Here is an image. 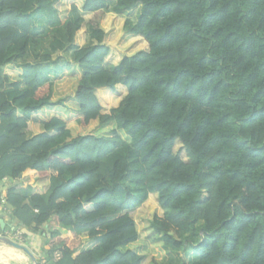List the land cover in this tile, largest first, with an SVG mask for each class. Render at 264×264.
I'll return each instance as SVG.
<instances>
[{
	"label": "trees",
	"instance_id": "obj_1",
	"mask_svg": "<svg viewBox=\"0 0 264 264\" xmlns=\"http://www.w3.org/2000/svg\"><path fill=\"white\" fill-rule=\"evenodd\" d=\"M46 4L62 36L32 56L42 2L0 0V183L23 180L4 191L5 223L24 238L46 226V263L154 264L127 248L140 238L132 213L159 209L146 226L161 264L171 251L264 264V0ZM139 5L135 23L122 17ZM65 49L81 73L77 111L42 118L62 108L60 70L46 65Z\"/></svg>",
	"mask_w": 264,
	"mask_h": 264
},
{
	"label": "rangeland",
	"instance_id": "obj_2",
	"mask_svg": "<svg viewBox=\"0 0 264 264\" xmlns=\"http://www.w3.org/2000/svg\"><path fill=\"white\" fill-rule=\"evenodd\" d=\"M43 4V15L39 16V18H36V23L33 28V43L30 47V55L35 54H48L50 53V45L52 42H54V38L61 37V26L57 23L54 16L50 13V11L47 8L46 1L48 0H40ZM109 6L107 11L112 12V7L115 4V0H108ZM140 9L141 6H137L133 8L132 10L125 12L122 14V17H125L129 19L132 23H135L140 15ZM70 19L73 20L75 17V12L70 11L69 13ZM86 20L88 19V16H84ZM79 37V38H78ZM77 37V43H81L84 45L86 43L85 38V32L84 34H81ZM112 52L110 55L109 64H113L118 59V51L117 47L114 43H110L107 41ZM52 59L54 63L51 65H46V68L49 71H52L54 68H58L60 70V73L58 76H51V80L53 81L54 88H53V94L52 99L54 102H59L62 106V108H53L50 111H47L46 114L40 113L42 118H45L47 115L56 114L57 111H59L63 118L66 121H69V119L74 118L72 114H74L77 111V105L74 101L73 92L75 89V86L77 82L81 78V73L78 72L75 65H73L72 62V51L70 49H65L64 51L60 53H53ZM30 60V59H29ZM55 65V66H54ZM63 67H66V69L63 70ZM8 70V69H7ZM9 73L10 77V84L12 83H18V80L16 79L17 70L14 67L9 68L7 71ZM22 88V86H21ZM111 105V104H110ZM114 105V104H112ZM108 108V107H107ZM94 128V129H93ZM100 131H103V128L101 126L92 127L90 129L91 133H99ZM176 151L180 155V158L184 161H188L185 152L182 150V145L180 143H177ZM162 212L157 209L154 212H147L146 209L141 208L134 213H132V217L136 220V227L137 231L139 233V240L135 242L133 245L129 246L127 249L134 251L141 255H146L147 257H153L154 264H161L160 262L162 259H164L165 253L161 249V241L160 238L157 236V234L151 232L148 229V226H146V223L155 215H161ZM12 226H16L14 222L10 223ZM15 230L21 231V229L14 228ZM10 231V230H9ZM8 231V232H9ZM49 229H46L45 227H40L37 232H34V235H37L40 237V263L38 264H47L46 263V247L44 245V242H41L43 239L42 234L48 232ZM66 230H63L60 228V232H65ZM22 232V231H21ZM23 233V232H22ZM24 237V236H23ZM17 242V241H16ZM20 245H24V239L22 242H17ZM3 248L8 247L6 245L0 246ZM87 245L83 247V249H86ZM17 251V250H16ZM189 253L185 255L182 252H170L169 256L167 257L166 261L163 264H180V263H192L194 262L198 254L193 253L192 251H188ZM29 264H33L29 260Z\"/></svg>",
	"mask_w": 264,
	"mask_h": 264
},
{
	"label": "crops",
	"instance_id": "obj_3",
	"mask_svg": "<svg viewBox=\"0 0 264 264\" xmlns=\"http://www.w3.org/2000/svg\"><path fill=\"white\" fill-rule=\"evenodd\" d=\"M18 183H23V180H17V181H11V180H3L0 183V190L5 191L7 187L16 185ZM5 193V192H4ZM10 209L7 207V213H0V218L3 219V217L6 215L7 217L10 216ZM5 223V221L3 220ZM15 223V221H13ZM8 225V228L13 229L14 226H12L10 223H5ZM46 228V226H45ZM21 231L24 233L25 230L21 229ZM26 233V232H25ZM29 234H26V237L24 238V246H26L29 251L35 256L38 263H40L41 259L40 257V237L37 235H34L35 233L27 232ZM44 239H42L41 242H43ZM0 264H29V258L27 255L20 251H16L15 249H12L10 247H4V250L0 251ZM51 264V263H47Z\"/></svg>",
	"mask_w": 264,
	"mask_h": 264
},
{
	"label": "water",
	"instance_id": "obj_4",
	"mask_svg": "<svg viewBox=\"0 0 264 264\" xmlns=\"http://www.w3.org/2000/svg\"><path fill=\"white\" fill-rule=\"evenodd\" d=\"M6 227H8V225L5 224V223L3 222V219H2V218H0V229H1V231H4ZM4 245H6V246H8V247H10V248H12V249H15V250H17V251H20V252H22V253H24L25 255H27V257L29 258V260H30L33 264H38L37 259H36L35 256L29 251V249H28L26 246H24V245H20V244H18V243H16V242L12 241V240H10V239H7V238H5V237H0V246H4Z\"/></svg>",
	"mask_w": 264,
	"mask_h": 264
},
{
	"label": "built area",
	"instance_id": "obj_5",
	"mask_svg": "<svg viewBox=\"0 0 264 264\" xmlns=\"http://www.w3.org/2000/svg\"><path fill=\"white\" fill-rule=\"evenodd\" d=\"M0 213H7V205L5 203V193L1 190H0ZM8 231L9 230L1 231V229H0V237H5V238L10 239L14 242H16V241L22 242L23 241L24 237H23L21 231L19 232V230H15L14 228L10 229L9 232Z\"/></svg>",
	"mask_w": 264,
	"mask_h": 264
},
{
	"label": "bare ground",
	"instance_id": "obj_6",
	"mask_svg": "<svg viewBox=\"0 0 264 264\" xmlns=\"http://www.w3.org/2000/svg\"><path fill=\"white\" fill-rule=\"evenodd\" d=\"M3 250V248L2 247H0V251H2Z\"/></svg>",
	"mask_w": 264,
	"mask_h": 264
}]
</instances>
